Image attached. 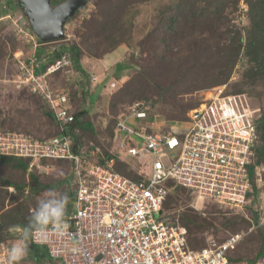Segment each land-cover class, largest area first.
I'll return each instance as SVG.
<instances>
[{
    "label": "built area",
    "instance_id": "obj_1",
    "mask_svg": "<svg viewBox=\"0 0 264 264\" xmlns=\"http://www.w3.org/2000/svg\"><path fill=\"white\" fill-rule=\"evenodd\" d=\"M20 32L36 49L49 43L32 31L20 28ZM17 56L20 86L46 101L61 131L40 139L0 128V157L29 159L28 174L35 170L48 174L53 162L60 160L73 163L70 189L75 198L72 211L65 216L68 230L37 232L31 238L33 244L45 247L60 264H264V256L253 263L231 260L246 234H232L194 251L188 245L186 228L165 217L167 183L173 181L186 188L198 206H215L251 219L256 121L238 108L236 96L224 95L226 87L216 88L207 102L188 114V122L175 130L155 129L148 119L151 105L144 102L134 104L128 116L117 120L115 150L123 158L143 160L147 167L146 175L134 181L115 170L114 158L99 163L100 147L91 143L90 149L77 148L66 133L75 120L69 94L55 92L47 77L72 65L69 53L44 73H37V56ZM97 82L96 76L90 80ZM258 228H264L261 211L250 232ZM8 258L9 248L0 252V264H9Z\"/></svg>",
    "mask_w": 264,
    "mask_h": 264
},
{
    "label": "rangeland",
    "instance_id": "obj_2",
    "mask_svg": "<svg viewBox=\"0 0 264 264\" xmlns=\"http://www.w3.org/2000/svg\"><path fill=\"white\" fill-rule=\"evenodd\" d=\"M65 1L67 0H52L51 3L55 7ZM104 1L90 0L85 9L77 12L65 23L63 38L50 41L36 49L33 43L20 32V28L33 32V27L20 1L0 0V128L39 138L55 136L56 128L46 116V107L43 102L35 97L31 98L28 92L16 90L21 87L16 55L26 59L37 56L39 50L47 55L54 50L61 51L62 48L74 45H78L83 50L81 68L91 78L93 77L91 75L92 61L96 60L93 55L103 59L118 49L123 56L118 64L127 65L125 70L118 71L117 64L110 68L108 73L106 72L109 74L108 80L112 77L117 79L114 83L116 87H110L112 90L108 92V96H104L106 99H102L103 102L100 100L99 107H94L99 99L97 94H88L89 101L93 105V112L89 119L94 124V134L92 137L87 136L86 141L95 144L99 142L102 145L99 147L104 150L115 149L114 140L109 137L107 131L111 122H117L120 117L128 116L130 108L140 102L151 105L149 113L154 119L152 120L154 128L166 129L169 125L167 121L185 120L193 109L200 108L216 93V88L224 86L226 87L224 95L236 96L238 108L246 110L252 119L256 121L264 116V76L259 75L253 78L252 66L249 64V59L244 56V49L250 43L249 32L252 27L248 4L245 0H209V4H213L212 9L203 2H198L194 8L189 6L181 15L180 21L176 22L174 32L167 30L164 25H169L170 18L167 14L175 12L174 10L182 0H133L127 9L116 11L114 8L112 13L108 11L102 13L97 5L103 4ZM216 2H224V6L218 15L210 16L209 13L214 12ZM244 6L248 8L247 11ZM205 8L208 11L206 14L203 13ZM93 14L97 16L94 17ZM104 16L106 18H103ZM108 22L124 27L116 34L123 37L125 41L118 42L119 44L111 52H108V48L113 43L107 41L111 35ZM238 32L243 37V52L233 61L232 48L236 45L235 38ZM206 39L210 40L211 47L216 45L220 47L219 56L224 58L216 64L214 63L216 59L210 60V56L206 54V51H211V47L204 49L202 46ZM113 40H119V38H113ZM237 43L240 44V41ZM204 45L206 47V43ZM224 47L229 50L223 52ZM74 69L77 70V68ZM225 74L228 75L227 78L224 77L227 80L225 84L207 87L213 83L210 82L214 78L217 79L219 75ZM76 75L79 74L74 71L69 74V78L73 79L77 77ZM82 76L79 75V77ZM75 81H77L76 78ZM58 82L65 81L62 78L58 79ZM68 82L72 87L71 82ZM129 82L131 83L130 91L143 98L136 100L130 98L123 107L122 102L117 100L116 107H109L112 96L120 93ZM81 100L82 98L79 100L80 103L83 101ZM76 104H79L77 100ZM155 112L158 114H154ZM183 129L188 131L189 127H183ZM173 156L177 158L178 153ZM254 166L255 192L250 210L261 211L264 215V149L256 158ZM36 174L40 176L41 183L48 188L32 192L28 172L24 174L19 170L0 165V214L5 213L8 216L12 214V209L22 208L31 215L37 201L50 195L51 190L69 197L67 210L69 209L70 185L68 181L61 186L57 184L61 179L64 181L69 177V167L60 164L57 168L54 166L53 171L48 174L44 172ZM1 181H9L12 185L22 183L25 189L21 193L14 186L6 189L3 188ZM184 193L183 190L180 192L184 201L180 209L165 207V217H168L169 222L180 224L177 222L179 214L182 211L193 210L195 214L209 219L208 222L211 223L201 232L190 234L192 248L206 246L211 241L222 242L232 234H246L234 257L243 258L246 262L255 259L264 243L259 236V231L250 232L252 223L240 220L243 218L240 214L215 206H198L193 197L187 199ZM249 211L248 217L252 218ZM156 218H160V215H156ZM227 222L230 224L227 225ZM0 238V252L10 249L13 243L18 241L7 235L3 237L0 235ZM18 264L59 263L52 262L50 259H42L35 263L28 260L24 254V258Z\"/></svg>",
    "mask_w": 264,
    "mask_h": 264
},
{
    "label": "trees",
    "instance_id": "obj_3",
    "mask_svg": "<svg viewBox=\"0 0 264 264\" xmlns=\"http://www.w3.org/2000/svg\"><path fill=\"white\" fill-rule=\"evenodd\" d=\"M132 1L133 0H105L103 2V4H99L97 6L101 9L102 13L104 11H108L109 13H112L114 11V8L116 11H119V10L121 11L124 8L125 9L129 8L132 4ZM135 1H138V0H135ZM245 1L248 4L249 18H250V21L252 23V27H251L250 32H249L250 37H251L250 43L247 46V48L244 49V56L249 59V64H251V66H252L251 67L252 77L256 78L259 75L264 76V0H245ZM198 2L199 3L203 2V3L207 4L208 8L212 9V7H213V4H209V0H182L178 4V7L176 8V10H174L175 12H173V13L170 12L167 14V17L170 18L169 19L170 23L168 26L164 25V27L167 30L174 32L175 24H176V22L180 21L181 15L185 12V9L189 6H190V8H194L196 5H198ZM216 4L217 5L214 9V12L209 13L210 16H214L215 14L218 15L219 12L222 10V7L224 6V2H222V3L216 2ZM108 8H110V10ZM105 9H107V10H105ZM203 13L204 14L208 13L206 8H205ZM95 16H97V15L95 14L94 17ZM94 17H92V18H94ZM103 18H106V16H104ZM191 22H192V20H191ZM108 24H110L109 27L111 28V30H110L111 35H109L107 41L110 43L113 42V43H111L112 46L110 48H108L109 49L108 52L109 51L111 52L112 49L116 45L125 41L123 39V37L121 38L116 34V33L121 32L124 29V27L119 26L118 24H112L110 22H108ZM237 35L238 36H236V38H235L236 45L234 46V48H232V50L234 52L233 61H235L237 59V57L243 52L242 51V49H243V45H242L243 37H242L240 32H238ZM111 38H112V40H111ZM113 38H119V40H113ZM239 41H240V44L237 43ZM205 43H206V47L204 45ZM202 46L205 49V48H210L212 45H211L210 40L206 39L203 42ZM219 48L220 47L219 46L217 47V45H216L215 47H211V51H206V54L208 56H210V60L216 59L214 62L215 64L219 60H222L224 58V57L219 56ZM226 50H229V49H226L224 47L223 52ZM66 52L69 53V55L71 57L72 65L70 67L61 68L59 71L49 75L47 77V79H48V82H49L51 88L55 92H59L61 90H66L67 93L69 94L71 103H73L76 106V107H71V113L74 115L75 120L66 129V133L71 138L74 139L77 148L78 147H84V148L90 149V147H91L90 145L93 142H87L86 140H87V136L92 137V135L94 134V124L89 119L92 112H93L92 111L93 107H87V105L85 104V102H86L85 93L79 95V90L73 85L71 87L69 85V82H68L69 81L68 76L73 71H75V73H77L79 75L87 74L81 68V63H82L81 59L84 56L83 50L78 45H74L72 47L62 48L61 51L55 50L54 52H52V53L50 52L47 55L44 54L42 52V50H39L37 52V60L39 62V68L37 69V73H44L49 65L54 63L56 60H60L62 55ZM94 57H96V58H94ZM93 58L96 60L100 59L96 55H93ZM74 68H77V70H75ZM126 68H127L126 64H118L116 67V69L118 71L125 70ZM227 76H228L227 74L222 75V76L219 75L218 76L219 78H217V79L214 78L210 82V83H212V82L213 83L211 85H207V87H213V86H219V85L225 84L227 82V80L224 77L227 78ZM62 78L65 82H63V83L58 82V79L60 80ZM120 80L122 81L124 79H120ZM210 83H208V84H210ZM130 87H131V83L130 82L126 83L125 87L120 91V93L113 95L111 98L112 100L109 102L110 103L109 107H116L115 104H116L117 100H118L117 102H122L121 105L123 107L125 104H127V101L130 98H132L134 100L143 98V96H141V95L133 94L130 91ZM16 90L18 92H23V91L28 92L31 98L35 97V99H40L43 102L44 106L46 107V110H45L46 116L53 122L54 127L56 128V134L55 135L59 134L61 131L60 126L56 122L54 112L49 108L46 101L41 96L32 93L31 90L27 87L21 86L19 89H16ZM104 96L105 95H103V94L99 96V102L102 99L103 100L106 99V97H104ZM81 98L83 101L81 100L82 102L80 103L79 100ZM76 100H77V103H79L78 105L76 104ZM103 100H102V102H103ZM90 111H91V113H90ZM154 114H158V113L155 112ZM148 119L150 121L154 120L153 117H151V113H149ZM188 119H189L188 116L185 120H182V121H178L177 119H170L169 121H167L169 123L167 128L161 129V131L167 132L169 130L178 129L182 125L184 126L188 122ZM258 120H256V122H255L256 127H257V135H258V139H257V143H256V151H257L256 158L259 157V155H261V153L263 152V149H264V116L263 117L261 116L260 118H258ZM257 121L259 124L257 123ZM115 125H116V122L113 121L108 126L107 131H108L109 137L113 138ZM6 131H8V130H6ZM36 138H39V137H36ZM48 138H50V137H41L40 139H48ZM93 144L95 146L102 147V145L99 142L96 144L95 143H93ZM101 150L103 151V156L96 159L99 163L105 164L107 159L109 157H112L115 159V163H114L115 170L122 173L123 175L127 176L128 178H130L134 181H140L146 175L147 167L144 166L143 160L138 159L136 157H131V158L130 157H124L123 158V156H121L115 149L114 150L111 149V151H107V150H104L101 148ZM145 161H147V160H145ZM29 164H30L29 159L15 158V157H0V165L15 169V170H19L24 174L28 172ZM53 164H54L55 168H57L58 165H60V164H64V165L69 167V177H67V179L64 181H63V179H61V181L58 182L57 184L61 186V185L66 183L65 181H68V184L70 185V181H71L70 171H71L73 163L71 161L60 160V161L53 162ZM254 171H255V166L252 167V172H251L252 185H253V190L255 192V189H254V187H255L254 186ZM38 172H41V171L35 170L34 172L29 174V176L31 178L30 190L32 192H37L38 190H44V189L48 188L47 185H43L41 183L40 176L38 174H36ZM1 182H3L2 183L3 188L7 189L11 186H14L19 193L23 192L25 189V185H23L22 183H20V184L14 183V185H12V183L9 181H1ZM167 185L169 187V194H168L166 202H165V207L180 209L181 205L184 204V201L182 200V197L180 195V192L182 190L185 191L184 194L187 196L186 198L191 199L192 196L186 188L176 185L173 181H169L167 183ZM69 195H70V205H69V209L66 211V215L68 213H70L73 209V201H74L75 197H74V192L72 189H70ZM253 198H254V196H253ZM5 200L6 199H4V201ZM3 204H5V203H3ZM250 211L252 214L251 219H247V218L243 217L240 220L245 221V222L248 221V222L252 223V225H255L260 218V211L259 212L257 210H250ZM250 211H249V213H250ZM30 217H31V215L28 212L24 211L22 208L12 209V214H10L8 216H6L5 213L3 215L0 214V235H1V237L7 235L11 239L20 240L22 238V234L20 235L18 230L22 231V233H23V231L25 229L29 228ZM179 220H177V222H179L181 225H183L187 230V240H188V245H189L190 249L195 251V250H198V249L204 247V246H202V247L198 246L197 248H192V246H190L191 245L190 234L192 235V234L201 232L207 225L211 224L210 221L208 222L209 219L202 218L198 214H195V212L193 210H186V211H182V213L179 214ZM228 224H230V223L227 222V225ZM255 231H259V236L261 237V239L263 241L262 243H264V230H263V228H258ZM0 243H1V238H0ZM26 245L27 246H26V250H25V255H26L28 260H32L35 263H38L42 259H50V261H52V262L59 263L58 260L51 259V257L48 254V250L45 247L33 244L31 241V237H29V239L26 241ZM239 245H238V247H239ZM236 250L234 251V253L236 252ZM234 253L232 254V258H231L232 261H243V260H245L243 258L242 259L235 258ZM263 256H264V246L256 254L255 259H253V261H249V262L250 263L256 262V261L262 259Z\"/></svg>",
    "mask_w": 264,
    "mask_h": 264
},
{
    "label": "clouds",
    "instance_id": "obj_4",
    "mask_svg": "<svg viewBox=\"0 0 264 264\" xmlns=\"http://www.w3.org/2000/svg\"><path fill=\"white\" fill-rule=\"evenodd\" d=\"M68 201L69 197L66 194L57 193L54 190H51L50 195L37 201L29 220V228L23 231L22 238L14 242L9 249V264H18L22 260L27 246L26 241L29 237L34 239L37 232L50 230H54L57 233L67 232L68 225L65 215Z\"/></svg>",
    "mask_w": 264,
    "mask_h": 264
},
{
    "label": "water",
    "instance_id": "obj_5",
    "mask_svg": "<svg viewBox=\"0 0 264 264\" xmlns=\"http://www.w3.org/2000/svg\"><path fill=\"white\" fill-rule=\"evenodd\" d=\"M33 27V33L43 42L64 37L65 23L86 8L90 0H67L53 6L52 0H19Z\"/></svg>",
    "mask_w": 264,
    "mask_h": 264
},
{
    "label": "crops",
    "instance_id": "obj_6",
    "mask_svg": "<svg viewBox=\"0 0 264 264\" xmlns=\"http://www.w3.org/2000/svg\"><path fill=\"white\" fill-rule=\"evenodd\" d=\"M122 57L123 56H121L120 50L118 52V49H117L116 51L111 52L110 55H108L107 57H105L103 59L92 61L91 67L93 69V73L91 75L92 76L95 75L96 77H98L97 84H91L90 83L91 77H89L88 74H83L82 77H79V75H76L77 77H75V78L77 81H75V78H73V79L69 78V81L71 82V84L79 90V95L85 93V95H86V98H85L86 103L85 104L87 105V107H93V105L89 101L88 94L96 93L98 98L102 94L108 96V94H109L108 92H110V90H112V89H110V87H111L110 85L112 83H115L117 80L116 78H113V77L110 78V80H108V77H109V74H107L108 70L110 68H112L113 66H116L118 63H120L122 60ZM86 75H88V76L86 79H84ZM79 80H83V81H79ZM75 82H79V83L75 85V84H73ZM99 104H100V102L98 99L97 102L95 103L94 107H99L100 106ZM68 106L69 107H76L73 103H71V101L69 102Z\"/></svg>",
    "mask_w": 264,
    "mask_h": 264
}]
</instances>
